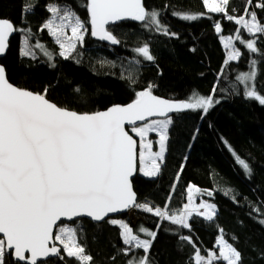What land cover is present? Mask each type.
Segmentation results:
<instances>
[{
  "label": "trees",
  "instance_id": "trees-1",
  "mask_svg": "<svg viewBox=\"0 0 264 264\" xmlns=\"http://www.w3.org/2000/svg\"><path fill=\"white\" fill-rule=\"evenodd\" d=\"M143 2L149 11L155 9L160 13L161 24L175 36H165L144 22L120 21L108 26L121 41L112 45L91 36L88 0H0V18L9 19L19 29L31 30L16 32L1 64L15 86L33 92L47 88L49 100L78 112L102 111L113 104L129 103L136 92L149 84L154 85V95L174 101H187L193 93L204 97L212 94L214 106L207 114L189 110L172 116L160 174L156 178L138 174L133 186L139 203L167 207L175 213L188 202L191 174L201 166L202 182L209 185L208 192L212 193L207 199L216 205L213 221L195 218L190 221L194 229L190 233L169 222L158 221L143 210L136 213L140 218L136 224L128 214L115 219L132 228L143 226L157 231L150 249L153 264H195L193 247L180 239L185 235L192 236L202 255L214 250L216 240L223 235L241 251L243 264H264V224L260 223L264 220V106L246 98L245 87L237 80L238 75L252 70L250 62L256 60V84L264 94V40L250 36L223 14L208 13L202 0ZM22 3L32 4L34 8L22 14ZM49 4L75 11L88 28L83 45L79 44L68 59L59 56L54 38L46 29L41 30L51 16L46 10ZM242 8L243 0H233L229 14L238 16ZM181 13L203 16L188 21L178 16ZM217 22L222 28L219 34L215 31ZM261 22L264 23V18ZM238 29L242 39H256L261 51L250 53L236 41L242 56L225 64L228 53L221 36L235 37ZM25 36L34 56L21 55ZM37 43L52 54L51 59L34 49ZM144 44L149 46L154 61H146L134 51ZM77 88L79 92L75 91ZM236 156L249 164L251 172L237 163ZM119 231L118 226L106 222L95 226L87 220L83 222L79 240L94 257V264H113V255L117 257L115 264H124L126 258L118 249L126 246ZM137 254L142 255V250H137Z\"/></svg>",
  "mask_w": 264,
  "mask_h": 264
},
{
  "label": "snow or ice",
  "instance_id": "snow-or-ice-1",
  "mask_svg": "<svg viewBox=\"0 0 264 264\" xmlns=\"http://www.w3.org/2000/svg\"><path fill=\"white\" fill-rule=\"evenodd\" d=\"M230 3L233 0H202L208 13L223 14L250 36L264 40V23L261 22L264 0H243L242 14L238 16L229 14ZM33 8L32 4L22 3V14ZM46 10L51 16L41 30L46 29L54 38L60 49L59 56L68 59L78 44L83 45L88 28L70 8L49 4ZM87 12L91 36L112 45L121 41L108 25L123 20L155 26V31L165 36L176 35L161 24L157 10L146 9L143 0H88ZM181 18L196 20L198 16L183 15ZM22 31L31 30L19 29L9 19L0 18V55L9 48V38ZM215 31L218 34L222 31L219 22L215 24ZM235 40L250 53L261 51L257 40L242 39L239 29ZM221 41L229 50L225 64L241 58L242 52L233 37L221 36ZM23 44L21 55L34 56L26 36ZM35 47L44 48L40 43ZM134 51L146 61L155 59L147 44ZM44 55L52 58L47 50ZM256 63L252 60V70L241 73L237 80L245 85L246 98L264 106V94L258 91L256 84ZM153 87L149 84L136 92L129 103L113 104L102 111L78 112L49 100L47 88L43 92H33L14 86L7 78L5 67L0 65V264H94V257L79 240L85 220L94 226L101 222L118 226L119 237L126 246L118 249L126 258L124 264H153L150 249L157 231L141 226L139 232L149 237L141 239L128 223L105 218L136 208L190 233L194 231L190 221L195 218L213 221L216 205L206 201L196 204L195 196L202 190L193 184L187 187L188 202L175 213L167 207L137 201L133 189L135 176L139 173L154 178L160 174L169 126L173 124L171 114L186 110H202L207 114L214 106L212 94L204 97L193 93L187 101H174L154 95ZM215 91L213 88V94ZM138 122L141 123L138 125ZM126 126H131L130 131L139 138V143ZM150 133L158 137L155 141L158 151H153ZM236 160L246 172H251L245 160L239 156ZM176 178L179 180V173ZM207 195L212 193L207 192ZM260 223L264 224V220ZM160 228L158 222L157 229ZM180 239L193 247L195 264H243L241 251L223 235L216 240L214 250L203 255L191 235ZM137 250H142L143 254L138 255ZM116 259L115 255L111 257L113 264Z\"/></svg>",
  "mask_w": 264,
  "mask_h": 264
},
{
  "label": "rangeland",
  "instance_id": "rangeland-1",
  "mask_svg": "<svg viewBox=\"0 0 264 264\" xmlns=\"http://www.w3.org/2000/svg\"><path fill=\"white\" fill-rule=\"evenodd\" d=\"M183 15H197L198 16V19L199 18H201L203 15H201V14H187V13H181V14H178V16L181 18ZM184 20V19H183ZM197 20V19H196ZM188 21H195V20H188ZM246 31V30H245ZM247 32V31H246ZM69 35H70V30H69ZM86 35V34H85ZM229 37V36H228ZM225 38H227V37H225ZM233 42L235 43L236 42V40H235V37H233ZM221 43H222V45H223V48L225 49V47H224V44H223V42L221 41ZM43 45V44H42ZM79 45V44H78ZM77 45V46H78ZM235 45H236V43H235ZM236 47H237V45H236ZM34 49H36L37 51H39V52H41V53H43L44 54V50H46L45 49V47L43 48V49H40V48H36L35 47V45H34ZM226 51H227V53H228V49H225ZM73 53V52H72ZM72 53H71V55H72ZM48 57V56H47ZM244 85V84H243ZM244 87H245V85H244ZM134 136H135V134L134 133H132ZM136 137V136H135ZM138 138V137H137ZM139 139V138H138ZM149 139H151V140H153L154 141V144H153V151H158L159 150V148H158V144L157 143H155V141L156 140H158V137L156 136V134L155 133H150L149 134ZM138 143H139V141H138ZM165 155H166V153H165ZM165 160V159H164ZM164 162V161H163ZM163 164V163H162ZM197 167H199V166H197ZM161 168H162V165H161ZM197 170V172L195 173V174H191V176H192V178H191V180H190V184H193V185H195V186H197V187H199L202 191H201V194H197L196 196H195V203L196 204H199L201 201H206V202H208V203H210L209 202V200L207 199V196H209V195H207V192L208 191H210V187H209V185H207V184H204L203 182H202V180H204L203 179V177H204V173H203V167L201 168V166L199 167V168H197L196 169ZM139 174V173H138ZM139 175H141V176H143L142 174H139ZM154 178H156V177H154ZM138 210H141V209H133L132 211H130L129 213H128V216H129V218L131 219V221L134 223V224H136L138 221H139V219L140 218H138L137 216H136V213L138 212ZM203 211V210H202ZM133 230H134V233L135 234H137V235H139L140 236V238L141 239H147V237H146V235L143 233V232H139V228H133ZM57 231H58V229H57ZM149 238V237H148ZM58 245H59V242H56Z\"/></svg>",
  "mask_w": 264,
  "mask_h": 264
},
{
  "label": "water",
  "instance_id": "water-1",
  "mask_svg": "<svg viewBox=\"0 0 264 264\" xmlns=\"http://www.w3.org/2000/svg\"><path fill=\"white\" fill-rule=\"evenodd\" d=\"M123 21H131V20H123ZM111 25V24H110ZM109 26V25H108ZM16 35V33H14L10 38H9V44H10V41H11V39L14 37ZM96 38V37H95ZM97 40H99L98 38H96ZM99 41H102V40H99ZM102 42H104V43H108V44H111L109 41H102ZM9 49V48H8ZM8 49L6 50V52L3 54V55H0V65H2L1 64V60L6 56V54H7V52H8ZM7 74V73H6ZM8 78V77H7ZM14 85V84H13ZM15 86V85H14ZM189 110H186V111H184V112H181V113H186V112H188ZM175 114H178V113H173V114H171L172 116L173 115H175ZM141 122H138V125L140 124ZM130 128H131V126H126V130H128L129 131V134L130 135H132L133 136V134L130 132ZM133 138L134 139H136L137 140V138L135 137V136H133ZM137 142H138V140H137ZM138 175V174H137ZM137 175L135 176V178L137 177ZM134 178V179H135ZM133 189H134V186H133ZM135 191V190H134ZM137 201H138V195H137ZM133 209H135V208H133ZM133 209H129V210H126V211H124V212H121V213H117V214H110L109 215V217H106L105 219L107 220V219H110V218H117V217H120V216H123V215H126V214H128L130 211H132ZM65 223H68L67 221H65ZM102 223H104V222H101V223H99V224H102ZM58 229V228H57ZM57 229H54V232L55 231H57ZM0 238H2V234H0ZM58 245V244H57ZM59 246V245H58Z\"/></svg>",
  "mask_w": 264,
  "mask_h": 264
}]
</instances>
